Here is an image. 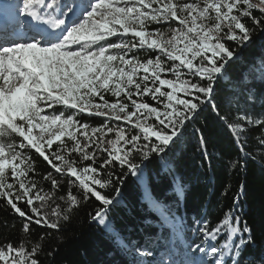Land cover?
<instances>
[{"label": "snow or ice", "instance_id": "obj_1", "mask_svg": "<svg viewBox=\"0 0 264 264\" xmlns=\"http://www.w3.org/2000/svg\"><path fill=\"white\" fill-rule=\"evenodd\" d=\"M19 11L32 23L0 36V199L21 238L0 240V264H43L53 230L90 201L91 220L127 251L110 213L128 177L148 183L145 162L183 143L209 108L245 156L251 128L264 129V118L222 112L217 90L264 32V0H22ZM250 67L264 82V55ZM199 143L206 152L203 136ZM172 191L177 202L186 196L180 178ZM239 197L215 226L195 222L199 242L183 258L135 249V264H242L254 241Z\"/></svg>", "mask_w": 264, "mask_h": 264}, {"label": "trees", "instance_id": "obj_2", "mask_svg": "<svg viewBox=\"0 0 264 264\" xmlns=\"http://www.w3.org/2000/svg\"><path fill=\"white\" fill-rule=\"evenodd\" d=\"M240 51L242 60L229 68L217 86L221 111L235 113L239 108L253 117L264 118V82L260 70L250 67L264 55V32H256L250 46ZM88 122L96 126L100 120ZM262 133L264 129L260 127L251 128L245 149L250 154L245 156L212 110L207 109L189 127L183 143L167 156L145 162L148 183L130 176L120 186V203L110 213V219L128 244L127 251L118 247L103 225L91 220L95 202L90 201L72 214L71 221L59 233L53 230L40 257L43 264H135V249L145 248L153 251L155 258L179 260L187 244L193 239L199 242L193 232L199 226L195 222L203 217L215 226L238 193L240 210L254 241L246 248L247 259L242 264H264V148L258 146ZM201 136L206 152L200 150ZM33 158L38 171L48 170L42 160L35 155ZM233 161L237 162L236 167L231 166ZM174 177L186 186V196L179 202L172 191ZM156 200L166 204L170 214L162 212ZM167 216L173 220L171 226ZM20 238L18 221L0 199V240L15 243Z\"/></svg>", "mask_w": 264, "mask_h": 264}, {"label": "rangeland", "instance_id": "obj_3", "mask_svg": "<svg viewBox=\"0 0 264 264\" xmlns=\"http://www.w3.org/2000/svg\"><path fill=\"white\" fill-rule=\"evenodd\" d=\"M3 0H0V2H2ZM4 4V3H3ZM7 4V5H6ZM12 5L15 7H17L16 9H15V11H14V8H13V10L11 9L12 8ZM22 7V0H6V3H5V11H11V15H12V19H13V21L15 22V23H17L18 25H20V23L21 22H23L24 23V21H26V16H24L20 11H19V9ZM3 14H4V12L3 11H0V16L2 17V18H5V19H7V20H9V21H11L12 22V20H10V19H8L7 17H5V16H3ZM14 15V16H13ZM21 20V21H20ZM12 33L10 34V36H14L16 33H18V32H20V28H14V31H11ZM5 33H7V32H5ZM10 33V32H9ZM166 219H168L169 220V223H170V226H171V224L173 223V220L169 217V216H167V218ZM142 251V250H141ZM193 258H195V257H197V256H199L200 254L199 253H192V254H190ZM169 258H171V257H162V256H157L156 258H155V260H157V261H159V260H161V259H163V260H165V261H168L169 260Z\"/></svg>", "mask_w": 264, "mask_h": 264}, {"label": "bare ground", "instance_id": "obj_4", "mask_svg": "<svg viewBox=\"0 0 264 264\" xmlns=\"http://www.w3.org/2000/svg\"><path fill=\"white\" fill-rule=\"evenodd\" d=\"M4 3V4H3ZM5 3H6V0H3L2 2H0V11H3L4 12V14H3V16H5V17H7L8 19H10V20H12V22L11 21H9V20H7V19H5V18H2L1 16V18L3 19V21H9V24H8V27H7V30H6V32L7 33H4V32H0V36H4V35H8V36H10V34L12 33L11 31H12V28H14V27H19V26H22V25H25L23 22H21L20 23V25H18L17 23H15L14 21H13V17H12V15H11V11H5L6 9H5ZM7 5V4H6ZM13 8H14V6L12 5V10H13ZM5 9V10H4ZM25 23L26 22H31L32 23V21L30 20V18H26V21H24ZM24 29V28H23ZM10 32V33H9ZM14 37V36H13Z\"/></svg>", "mask_w": 264, "mask_h": 264}]
</instances>
